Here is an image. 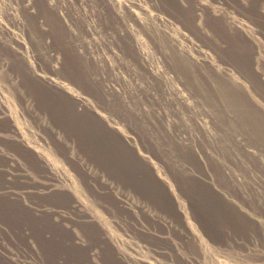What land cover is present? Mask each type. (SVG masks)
Instances as JSON below:
<instances>
[{"label":"rangeland","instance_id":"obj_1","mask_svg":"<svg viewBox=\"0 0 264 264\" xmlns=\"http://www.w3.org/2000/svg\"><path fill=\"white\" fill-rule=\"evenodd\" d=\"M112 1L0 0V264H264V0Z\"/></svg>","mask_w":264,"mask_h":264},{"label":"bare ground","instance_id":"obj_2","mask_svg":"<svg viewBox=\"0 0 264 264\" xmlns=\"http://www.w3.org/2000/svg\"><path fill=\"white\" fill-rule=\"evenodd\" d=\"M104 0H102V2H103ZM103 6L106 8V10L107 11H109L110 13H112V15L114 16V14H115V16L117 15V19L116 20H119V21H121L123 24H124V20L125 19H123L122 17L124 16V15H121L122 13H121V11L117 8V6H116V4H115V2H113L112 0H107V1H105V2H103ZM112 16V17H113ZM114 16V17H115ZM113 17V18H114ZM118 23V22H117ZM121 24V23H120ZM125 29H126V25H125ZM124 29V26H122L121 27V30H120V35H124L125 34V30ZM127 38H128V36H127ZM131 41L134 43V42H136L135 41V38L134 39H131ZM135 46H136V48L135 49H138V52H139V54H140V56H141V58L143 59V55H142V53L140 52V49L138 48V44H135ZM52 79H50V81H51ZM58 83V82H57ZM56 82H55V85H58V84H60V83H58L57 84ZM75 100H76V103L78 104V106H77V110L78 111H85V110H89L90 108V105H89V103H88V101L87 100H85V98L84 99H82L81 97H77V98H75ZM12 131H13V129H12ZM12 131L9 129V130H6L5 131V133H12ZM8 134V135H9ZM7 135V134H6Z\"/></svg>","mask_w":264,"mask_h":264}]
</instances>
